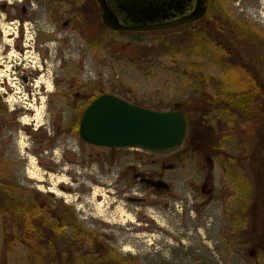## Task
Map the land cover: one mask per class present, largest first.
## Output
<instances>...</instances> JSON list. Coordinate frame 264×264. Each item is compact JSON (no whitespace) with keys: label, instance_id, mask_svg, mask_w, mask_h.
Masks as SVG:
<instances>
[{"label":"rangeland","instance_id":"1","mask_svg":"<svg viewBox=\"0 0 264 264\" xmlns=\"http://www.w3.org/2000/svg\"><path fill=\"white\" fill-rule=\"evenodd\" d=\"M90 1L83 0L85 7L78 9L69 1L47 5L44 0H30L32 14L24 21L19 19L18 26L26 24L25 39L19 33L23 52L14 46L5 49L9 54L0 67L2 181L20 197V203H43L71 218V227L60 235L76 239L78 245L64 258L59 254L65 245L57 240V247L43 256L38 243L26 245L17 238L21 222L15 215L10 222L13 235L6 234L0 221V261L48 264L59 258L58 264H115L118 259L126 264H264V186L257 181V194L254 189L248 191L251 199L257 198L255 211L249 207L238 211L239 204L229 193L236 187V176L247 179L250 186L253 180L262 179L264 114L249 126L236 112L230 113L233 119L219 109V117L210 113L203 96L221 87L220 77L233 73L223 60L221 47L204 29L194 35L186 29L140 36L112 32L89 12ZM210 11L208 7L206 19L213 33L224 44L236 46L246 64L256 66L252 47L264 45V0H225L223 11ZM225 12L236 32H226L221 25ZM74 14L81 21L73 22ZM67 19L70 24L63 27ZM240 26L248 28L242 39L237 32ZM12 38L8 36L10 41L2 46ZM168 46L172 53L167 54ZM94 89L155 110H171L174 103L190 99L186 117L193 131L169 154L184 160L174 173L171 195L159 198L138 185L124 192L121 186L130 184L129 179L119 177V165L107 163V151L84 143L78 132L69 130ZM203 109L209 110L204 116ZM229 127L234 129V139L225 140ZM97 152L102 154L98 159ZM235 152L241 165L238 173L232 171L235 163L233 167L227 164L228 155ZM128 153L120 150L116 156ZM124 193L145 195L146 201L130 204ZM47 214L44 211V218L54 223ZM238 220L245 223L240 230ZM236 231L240 238H235ZM189 234L198 241L191 247L185 244ZM44 235L52 236L48 229ZM151 237L167 243L160 254L155 251L162 243L152 240L148 246ZM98 247L103 253L97 255ZM87 252L93 253L86 256Z\"/></svg>","mask_w":264,"mask_h":264},{"label":"water","instance_id":"2","mask_svg":"<svg viewBox=\"0 0 264 264\" xmlns=\"http://www.w3.org/2000/svg\"><path fill=\"white\" fill-rule=\"evenodd\" d=\"M102 24L117 33H145L189 26L206 15V0H96ZM65 21L64 25H67ZM174 103L171 110H155L102 94L84 109L78 127L80 139L109 149L167 152L182 145L187 121ZM264 154V150H263ZM158 189L160 182L145 180Z\"/></svg>","mask_w":264,"mask_h":264},{"label":"flooded vegetation","instance_id":"3","mask_svg":"<svg viewBox=\"0 0 264 264\" xmlns=\"http://www.w3.org/2000/svg\"><path fill=\"white\" fill-rule=\"evenodd\" d=\"M45 3L48 5L51 1H56L57 2H67L69 1L72 6H76L78 9L85 7L84 2L74 3L73 0H44ZM91 4V8H89V12L92 15H95L96 18L100 17L101 20V15H100V10L98 7V4L96 0H91L89 2ZM31 4L30 0H0V67H3V58H7L8 56V51L5 52V49L9 48L10 46L13 47L16 51H21L23 52V43L20 35H23V32L26 31V24L22 22V27H18L20 25L19 19L21 21H24L31 15ZM88 9V8H87ZM206 15L200 19L197 22H194L192 25L189 26H182V27H176L173 29L169 30H176V29H191L193 31H198L201 27H209V22L206 19L207 14H208V1L206 0ZM7 20L8 22L4 21ZM71 20L73 22H79L81 21L79 14H74L71 16ZM67 25L70 24V19H67ZM102 23V21H101ZM65 21L62 23V26H67L64 25ZM202 24V25H201ZM11 26V27H10ZM13 28L15 30H13ZM5 29V30H4ZM7 29H10L8 31ZM237 30V29H236ZM235 30V31H236ZM162 31H168V30H162ZM226 31V30H225ZM246 31V28L241 27L238 29V35H240V38L244 36V32ZM161 32V31H157ZM229 32V31H228ZM20 33V35H19ZM26 33V32H25ZM24 33V34H25ZM145 33H154V32H145ZM142 33V34H145ZM136 34V33H133ZM141 34V33H137ZM13 38L11 39V43H6V47L2 46L3 43L10 41L7 39L8 36H12ZM23 38L25 39V35H23ZM242 39V38H241ZM13 42L15 44L13 45ZM218 47H221L222 49V57L224 62H227V67L232 69L233 73L226 74L227 76L225 77H220L221 81H230L232 82H250L255 84L256 89H261L264 91V45L261 44H254L253 45V56L257 58V61H255L254 65L256 66H251L246 64L244 61V56L239 53V51L236 49V46L234 45H229V44H217ZM238 47V46H237ZM241 47L246 48L245 45H242ZM263 47V48H262ZM5 54V55H4ZM229 65V66H228ZM231 71V72H232ZM3 83V81H1ZM183 114L187 115V113L184 111L182 102H181V107L179 108ZM207 112H209L208 109H203V116L204 114L206 115ZM197 126L200 125V122L197 121L196 123ZM187 134L185 137L184 142L182 145L185 143V141L188 139V133L191 129V126L187 122ZM193 131V129H191ZM200 132V131H199ZM181 145V146H182ZM180 146V147H181ZM95 147V146H92ZM178 147V148H180ZM99 148V147H95ZM178 148L167 151V152H150L146 151L143 149H109V148H99V149H105L106 155L108 156L107 163L109 165H119L118 166V172H119V177L120 178H127L129 179L130 184H126L121 186V190H124V192H128L132 190V185H138L139 188L143 189L145 192H150L159 198L161 196H169L172 194L174 191V185H173V177L174 173H176L182 163H184L183 157L180 156H172L169 155L173 153L175 150ZM120 150H129L130 153L127 155L123 156H116V153ZM133 152V153H131ZM262 159L264 160V154L262 152ZM102 156L101 153H96V158H100ZM91 158V155L89 156ZM237 164L236 169L240 170L241 165H239V162H235ZM111 166V167H112ZM262 178V179H261ZM154 180L160 182V186L158 189H155L151 186L146 185L144 182L145 180ZM261 180H253V185L250 186L247 179H244L242 176H236V178L233 180L236 183V187H234L232 190L229 191L230 195L235 198L236 204H239V209L241 213L245 212L246 208H251L254 211L256 210V196H254L253 199H251L250 194L248 193L249 189L253 190L254 193L257 194L258 190L260 189V185L264 186V174L260 175ZM257 181L261 182L260 185L257 183ZM207 184L205 183V186L201 188V191H204V187H206ZM211 190V189H210ZM209 190V191H210ZM248 193V194H247ZM248 198L247 203H243V196ZM126 196V201L130 204H142L146 201L145 195H140L137 196V194L132 193V196H128L126 193L123 194ZM143 196V197H142ZM252 211V210H251ZM240 215V214H239ZM245 218V217H244ZM239 224H236V227H238V230H240L243 226V223L241 220H238ZM253 227V226H252ZM254 227H257V224H255ZM253 227V228H254ZM65 227H62L60 231L64 230ZM253 231V229H252ZM51 232V230H50ZM53 233V232H52ZM60 233V232H59ZM238 232L236 231L235 233V238H240ZM259 239V237H257ZM261 239V238H260ZM262 243V242H261ZM98 247V251H96L95 254H101ZM256 250H253L249 252V255L253 257L255 255ZM93 252H88L86 256H91ZM258 264V263H255Z\"/></svg>","mask_w":264,"mask_h":264},{"label":"trees","instance_id":"4","mask_svg":"<svg viewBox=\"0 0 264 264\" xmlns=\"http://www.w3.org/2000/svg\"><path fill=\"white\" fill-rule=\"evenodd\" d=\"M208 1V7L211 9L210 12H217L223 11V3L225 0H207ZM74 3H80L82 0H73ZM226 13V15H225ZM224 15L221 14V25H224V28L226 32L228 31H234L230 22L226 19L227 18V12H225ZM226 16V17H225ZM225 21V22H224ZM228 23V24H227ZM237 26V25H236ZM202 28V29H201ZM199 30L207 31L209 35L216 41L218 44H224L225 40H222L219 38L217 33H213V28L209 24V27H201ZM220 27L217 28L218 31ZM248 29L247 27H245ZM183 30V29H181ZM185 30V29H184ZM189 30V29H186ZM212 33H211V31ZM190 32V33H189ZM189 34L194 35L196 32L193 30H189ZM236 32V31H235ZM157 33V32H154ZM146 34V33H145ZM129 35H135L140 36L141 34H129ZM252 35V33H251ZM236 38V36H235ZM240 38V35H239ZM237 39V38H236ZM164 45V44H163ZM166 46V45H165ZM170 50L167 52V54L172 53L173 49L172 47L168 46ZM221 83V87L217 90L211 93L208 96H203V102L208 105V107L211 109L210 113H213L215 117L218 116V109L221 111H224V114L227 116L228 119H233L234 115L230 114L231 112H236V114H239L242 116L245 120H247L251 126L254 124L259 116L263 117L264 114V91L261 89H256L255 84L250 82H230V81H219ZM204 89V87H203ZM103 92L99 89H94L91 91V94L89 97H86L83 105L79 108L78 116L75 117L72 124L68 127L70 131L72 132H78L79 127V121L80 117L86 108V106L94 100L96 97L102 95ZM190 99L182 102V106L184 111L188 115L187 109L190 108ZM209 104L211 106H209ZM226 111V112H225ZM235 114V115H236ZM220 120V118H218ZM230 122L229 120L227 121ZM192 125V124H189ZM245 127V125H244ZM242 127V128H244ZM233 128L229 127L227 128L226 135L223 137V139H229L233 138ZM232 139V140H233ZM222 148V143L220 145ZM218 146V148H220ZM237 156H239L238 152H235L234 155H228L227 164H229L231 167H233V164L235 162H238ZM227 157V156H226ZM2 160L0 159V169H1ZM232 171L235 173H238L240 170L236 169V166L234 164V167L232 168ZM4 178L0 176V221L4 225V231L9 236V234L14 233L12 229V225L10 224L12 220V216H17L18 219H20L21 224L19 225V231L17 234V238L23 242L24 244H28L30 241H35L38 243V245L41 248V254L48 255L50 254L51 249H54L57 247V240H62L61 242L65 245V249L60 251L61 257L63 256L66 258V255L69 254V252L72 249H75V246H77L78 242L76 239L71 238L70 240H66L65 237L60 235V229L62 227L69 228L71 227V224L73 220L71 218L60 214L55 213V209L48 207L44 205L43 203H28L26 200L24 202L20 203V197L16 196L12 191H10V188H7V184L3 182ZM247 197H243V203H247ZM23 200V199H22ZM44 211L47 214V217L49 216L52 220H55L54 223L50 224L49 221H47L44 218ZM11 218V219H10ZM71 222V223H70ZM48 229V231L51 230L50 234L52 236L46 237L44 235L45 230ZM53 232V233H52ZM7 236V237H8ZM70 241V243H69ZM69 243V244H68ZM68 246V248L66 247ZM68 250H67V249ZM95 251H98V248L95 249ZM88 253V252H87ZM59 258L54 259V261H49L48 264H58ZM111 261H113L111 259ZM126 260H120L118 259V263L115 264H126ZM0 264H3L0 261ZM112 264V263H111Z\"/></svg>","mask_w":264,"mask_h":264},{"label":"bare ground","instance_id":"5","mask_svg":"<svg viewBox=\"0 0 264 264\" xmlns=\"http://www.w3.org/2000/svg\"><path fill=\"white\" fill-rule=\"evenodd\" d=\"M37 87V85L35 86V88ZM158 224V223H157ZM178 224H177V226H174L173 228H172V230H170V232L173 234V233H175V232H177V228H178ZM175 227H176V229H175ZM203 238V237H202ZM152 240H155L156 242H157V244L158 245H160L161 243V245L159 246V247H157V249H156V254H160L163 250H164V248L166 247L165 246V244H167L166 242H164L161 238H157V237H151V239L148 241V246H152L153 245V242H151ZM159 241H161V242H159ZM199 241H201V240H199ZM198 241H196L195 239H194V236L192 235V234H189V237H188V241L185 243L186 244V246L187 247H191V246H193L195 243H197ZM202 242H204L205 243V241H202ZM170 244V243H169ZM208 248H209V246H208Z\"/></svg>","mask_w":264,"mask_h":264}]
</instances>
